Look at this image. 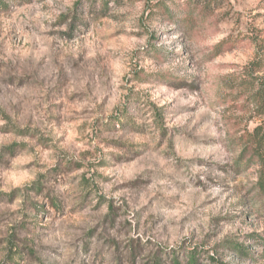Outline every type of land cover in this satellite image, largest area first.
Segmentation results:
<instances>
[{
	"label": "rangeland",
	"instance_id": "1",
	"mask_svg": "<svg viewBox=\"0 0 264 264\" xmlns=\"http://www.w3.org/2000/svg\"><path fill=\"white\" fill-rule=\"evenodd\" d=\"M0 0V264H264V0Z\"/></svg>",
	"mask_w": 264,
	"mask_h": 264
},
{
	"label": "trees",
	"instance_id": "2",
	"mask_svg": "<svg viewBox=\"0 0 264 264\" xmlns=\"http://www.w3.org/2000/svg\"><path fill=\"white\" fill-rule=\"evenodd\" d=\"M114 3L117 4L119 3V1L115 0ZM107 4L108 3L106 0H100V5L102 6L103 12H105L108 9ZM171 259H172V264H181L177 256H173L171 257ZM185 259H186V264H197V258L193 253H188ZM154 264H160V262L159 263L155 262Z\"/></svg>",
	"mask_w": 264,
	"mask_h": 264
}]
</instances>
